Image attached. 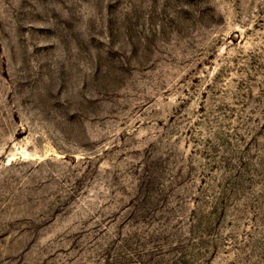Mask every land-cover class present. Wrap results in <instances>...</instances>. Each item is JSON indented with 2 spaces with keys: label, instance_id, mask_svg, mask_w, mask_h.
Returning a JSON list of instances; mask_svg holds the SVG:
<instances>
[{
  "label": "rangeland",
  "instance_id": "rangeland-1",
  "mask_svg": "<svg viewBox=\"0 0 264 264\" xmlns=\"http://www.w3.org/2000/svg\"><path fill=\"white\" fill-rule=\"evenodd\" d=\"M0 264H264V0H0Z\"/></svg>",
  "mask_w": 264,
  "mask_h": 264
}]
</instances>
